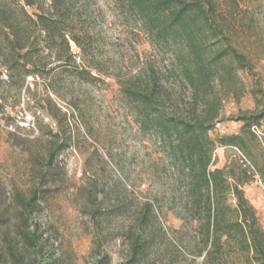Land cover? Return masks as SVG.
I'll use <instances>...</instances> for the list:
<instances>
[{"label":"rangeland","instance_id":"1","mask_svg":"<svg viewBox=\"0 0 264 264\" xmlns=\"http://www.w3.org/2000/svg\"><path fill=\"white\" fill-rule=\"evenodd\" d=\"M237 1L248 14L234 0H219L218 13L249 65L234 64L238 94L224 100L210 132L213 168H249L245 196L264 227V0ZM96 7L104 12L91 30L100 72L73 43L76 67L52 58L47 76L23 86L10 82L0 58V264H200L185 248L194 234L180 202L171 203L169 155L140 126L122 86L154 71L166 108L178 114L187 113L192 91L177 78L171 52L128 28L108 0ZM48 100L66 116L61 125ZM228 136H238L237 144L219 143ZM62 139L67 147L50 158ZM138 237L149 246L132 258Z\"/></svg>","mask_w":264,"mask_h":264},{"label":"trees","instance_id":"2","mask_svg":"<svg viewBox=\"0 0 264 264\" xmlns=\"http://www.w3.org/2000/svg\"><path fill=\"white\" fill-rule=\"evenodd\" d=\"M234 1L240 8L241 3ZM97 4L98 0H0V58L10 82L23 86L30 76H47L53 70L52 58L76 67L71 43L100 72L95 64L99 41L91 34L104 18ZM108 4L128 28L136 27L152 46L173 54L177 78L192 91L187 113L178 114L166 108L156 72L140 73L122 86L140 126L155 132L169 155L171 203L180 202V218L194 234L186 250L194 260L202 258L200 264H233L234 258L243 264H264V227L244 190L249 168L237 163L213 168L216 141L210 132L221 121L224 100L238 94L234 64L242 69L249 65L231 43V25L218 13L219 0H108ZM244 11L248 14L250 8ZM79 72L88 81L99 82L91 71ZM48 103L61 125L66 116ZM237 140L238 136H228L218 141L234 145ZM67 143L65 139L53 143L49 157L62 153ZM146 207L151 213L152 205ZM148 246L138 237L132 258Z\"/></svg>","mask_w":264,"mask_h":264}]
</instances>
